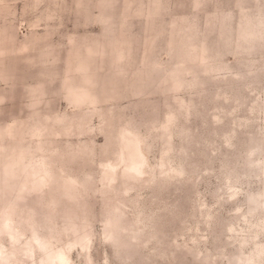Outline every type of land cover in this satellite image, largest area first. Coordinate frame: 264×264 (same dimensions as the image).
Wrapping results in <instances>:
<instances>
[{"label": "rangeland", "instance_id": "rangeland-1", "mask_svg": "<svg viewBox=\"0 0 264 264\" xmlns=\"http://www.w3.org/2000/svg\"><path fill=\"white\" fill-rule=\"evenodd\" d=\"M58 252L264 264V0H0V264Z\"/></svg>", "mask_w": 264, "mask_h": 264}, {"label": "bare ground", "instance_id": "bare-ground-1", "mask_svg": "<svg viewBox=\"0 0 264 264\" xmlns=\"http://www.w3.org/2000/svg\"><path fill=\"white\" fill-rule=\"evenodd\" d=\"M139 146L137 145L136 146V148H137V150L139 149L138 148ZM140 153V152H139ZM134 154H137L138 155V153L136 152V153H134ZM135 158H134V160L131 162V164H135L136 162H138V161H140L141 160V155H138V156H134ZM57 259L61 264H63V262H65V260H66V256H65V254L63 253V252H58L55 256H54V259Z\"/></svg>", "mask_w": 264, "mask_h": 264}]
</instances>
